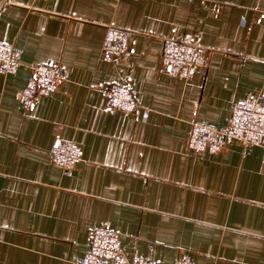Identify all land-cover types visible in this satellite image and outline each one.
Returning a JSON list of instances; mask_svg holds the SVG:
<instances>
[{"label":"crops","instance_id":"obj_1","mask_svg":"<svg viewBox=\"0 0 264 264\" xmlns=\"http://www.w3.org/2000/svg\"><path fill=\"white\" fill-rule=\"evenodd\" d=\"M264 0H0V41L21 52L0 71V264H73L111 227L130 257L175 264H264V147H189L192 124H227L232 103L264 91ZM108 25L133 33L106 60ZM168 39L202 46L206 65L173 75ZM67 79L29 112L30 66ZM128 84L139 107L111 110L102 88ZM148 111L145 118L144 112ZM81 149L71 170L52 161Z\"/></svg>","mask_w":264,"mask_h":264},{"label":"built area","instance_id":"obj_2","mask_svg":"<svg viewBox=\"0 0 264 264\" xmlns=\"http://www.w3.org/2000/svg\"><path fill=\"white\" fill-rule=\"evenodd\" d=\"M264 21V9L259 11ZM108 34V32H107ZM131 32L110 27L103 43L105 59H113L127 53ZM169 47V51L167 50ZM169 52V55H168ZM172 53L173 55H170ZM128 54V53H127ZM126 54V55H127ZM165 62L173 60L175 65L188 63V71L198 62L202 63L201 49L186 42L169 40ZM21 52L13 45L0 41V71L14 73L21 66ZM28 85L22 90L20 99L29 112L35 111L41 97L51 95L67 79V73L57 65L39 63L31 65ZM178 72V71H176ZM102 91L107 106L111 110L132 113L139 103L128 84L107 83ZM148 111L144 112L146 118ZM236 141L244 151L252 147H264V91L249 94L232 103L227 124L222 127L195 121L189 137V147L194 152L217 154L227 149L229 143ZM52 161L64 170L73 169L81 159V149L72 140H62L51 150ZM73 264H164L135 254L130 257L122 246L120 233L111 227H96L90 232V247L84 257ZM175 264H194L189 254H182Z\"/></svg>","mask_w":264,"mask_h":264},{"label":"rangeland","instance_id":"obj_3","mask_svg":"<svg viewBox=\"0 0 264 264\" xmlns=\"http://www.w3.org/2000/svg\"><path fill=\"white\" fill-rule=\"evenodd\" d=\"M262 9H264V8H262ZM260 10H261V9H260ZM260 10H259V11H260ZM110 27H114L115 29H116V28H120V27H117V26H114V25H108V26H107V29H106V33H105L104 39H103V43H104V40L106 39V37H107L108 34H109ZM122 29H124V28H122ZM125 30H127V29H125ZM127 31H129V30H127ZM107 32H108V34H107ZM129 32H131V31H129ZM131 33H132V32H131ZM132 37H133V33L131 34L130 39H131ZM169 40L179 41V42H186V43H188V44H190V45H193V47H198L199 49H201L202 54H203L202 63L200 64V63L198 62V64L195 65L193 68H191L189 71H188V67H187L189 64L186 63V62H183L181 65H175L174 62H173V60L168 59V61H167V63H166L163 55L166 53V46H167V42H168ZM129 44H130V40L128 41V44H127V53H129ZM167 50L169 51V47H168ZM127 53H126V54H127ZM101 54H102V57L104 58L105 55L103 54V44H102V53H101ZM126 54L118 55V56H116V58L124 57ZM168 55H169V52H168ZM170 55H173V54L170 53ZM104 59H105V58H104ZM113 59H115V58H113ZM106 60H109V59H106ZM110 60H111V59H110ZM161 60H162L163 65H165V67H167V68L169 69V71H170L171 74H173V75H178V76H182V77H185V78H188L189 75L192 73V71L195 70L196 68H201V67H204V66L206 65V62H205V56H204V51H203L202 46H199V45H196V44H193V43L187 42V41H183V40L181 41V40H178V39H168V40L165 42L164 47H163L162 52H161ZM176 71H178V72H176ZM59 87H60V86H59Z\"/></svg>","mask_w":264,"mask_h":264}]
</instances>
